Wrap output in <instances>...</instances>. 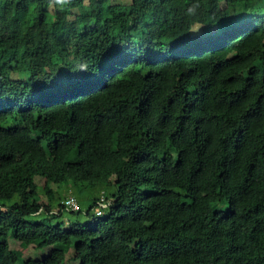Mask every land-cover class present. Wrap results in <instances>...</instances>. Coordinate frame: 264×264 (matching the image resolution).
I'll use <instances>...</instances> for the list:
<instances>
[{"label":"trees","instance_id":"trees-1","mask_svg":"<svg viewBox=\"0 0 264 264\" xmlns=\"http://www.w3.org/2000/svg\"><path fill=\"white\" fill-rule=\"evenodd\" d=\"M69 182L113 191L53 222ZM9 236L50 248L21 264H264V0H0V264Z\"/></svg>","mask_w":264,"mask_h":264},{"label":"rangeland","instance_id":"rangeland-1","mask_svg":"<svg viewBox=\"0 0 264 264\" xmlns=\"http://www.w3.org/2000/svg\"><path fill=\"white\" fill-rule=\"evenodd\" d=\"M130 0H109V2H116V3H129ZM53 4L49 5V11L51 12L53 9ZM60 25V24H58ZM196 29H194V31H196ZM36 183H37V193L39 194V198L40 200H45L43 193V189H42V182L39 179H36ZM79 185V184H78ZM52 188L54 189V191L56 192V196H59L61 198L67 196V195H72L78 202L79 206L82 208V210H84L87 207V202L89 200V198L94 197V196H99L101 194V192H105L107 195L113 191V187H95L93 189H78V187H74V185H71V183L69 182L68 184L63 183L59 186L52 184ZM58 206V198L54 199V201L52 202V207L54 208L53 211H56ZM42 215L40 216H36L33 217L35 219H39L41 218ZM57 220H61L64 221L67 225L71 222H85L87 220V217L85 215H83V213H80L79 215H76L75 213H70L68 211H63L61 216L53 219V222L57 221ZM8 243L10 246V249L13 253L17 254L19 259L17 264H21V260L26 257V256H30L33 258H37L42 256L43 254H47V252L49 251L50 248H32V247H23L21 245V242L14 239L13 237H8Z\"/></svg>","mask_w":264,"mask_h":264},{"label":"built area","instance_id":"built-area-1","mask_svg":"<svg viewBox=\"0 0 264 264\" xmlns=\"http://www.w3.org/2000/svg\"><path fill=\"white\" fill-rule=\"evenodd\" d=\"M102 200H103V197L101 196L99 198V202H98V205L97 207L95 208V212L97 214H100L101 212V208L104 207V204L102 203ZM62 205L63 207L65 208V210L67 211H74V210H77L79 205H78V202L76 201V199L74 197H69L65 200L62 201Z\"/></svg>","mask_w":264,"mask_h":264},{"label":"clouds","instance_id":"clouds-1","mask_svg":"<svg viewBox=\"0 0 264 264\" xmlns=\"http://www.w3.org/2000/svg\"><path fill=\"white\" fill-rule=\"evenodd\" d=\"M194 10H195L194 8H190V9H189L190 12H193Z\"/></svg>","mask_w":264,"mask_h":264}]
</instances>
